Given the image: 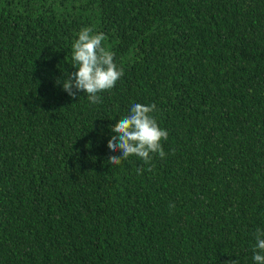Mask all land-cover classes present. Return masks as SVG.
Segmentation results:
<instances>
[{"label":"trees","instance_id":"1","mask_svg":"<svg viewBox=\"0 0 264 264\" xmlns=\"http://www.w3.org/2000/svg\"><path fill=\"white\" fill-rule=\"evenodd\" d=\"M83 27L124 73L95 105L57 83ZM134 103L166 156L105 163ZM257 228L264 0H0V264H255Z\"/></svg>","mask_w":264,"mask_h":264},{"label":"clouds","instance_id":"2","mask_svg":"<svg viewBox=\"0 0 264 264\" xmlns=\"http://www.w3.org/2000/svg\"><path fill=\"white\" fill-rule=\"evenodd\" d=\"M77 35L78 38L72 44V60L76 71L67 73L57 83L62 84L69 96L75 97L77 92L82 91L87 94L91 104H99L102 102L100 93L115 87L124 75L123 69L114 62L115 54L103 46L102 42L106 39L103 32L83 27ZM155 111H158L155 103H134L129 114L110 126L115 135L108 140L107 147L121 155L109 156L105 163L120 165L129 157L136 156L148 165L154 154H158L161 159L166 156L162 141L168 140L169 133L159 126L153 115ZM143 171V167L137 168L138 174ZM254 238L253 260L255 264H264V229L257 228ZM224 264H238V261L228 260Z\"/></svg>","mask_w":264,"mask_h":264}]
</instances>
